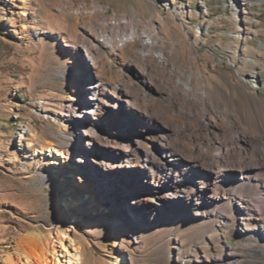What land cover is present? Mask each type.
Listing matches in <instances>:
<instances>
[{"label":"rangeland","instance_id":"rangeland-1","mask_svg":"<svg viewBox=\"0 0 264 264\" xmlns=\"http://www.w3.org/2000/svg\"><path fill=\"white\" fill-rule=\"evenodd\" d=\"M242 1L157 0L154 9L151 0H0V264L19 259L27 233H55L57 227L65 232L66 226L83 247V264H117V255L118 264H264V257L239 247L241 235L250 232L245 218L209 208L193 224L190 202L182 196L163 206L143 203L158 192L144 169L106 170L95 164L93 156L113 153L102 145L86 146L83 126L92 119L73 118L75 131L64 129L63 122L73 103L89 106L87 83H99L109 70L127 72L110 49L94 62L83 55L81 36L89 42V28L98 34L90 15L97 6L105 7L108 23L131 18L134 11L145 28L161 27L163 42L178 44L173 48L182 62L204 74L213 95L235 86L236 97L244 93L256 104L264 102V0H246L245 18ZM73 42L76 49L70 47ZM192 82L202 86L198 76ZM102 117L97 128L113 136L121 130L129 138L140 132L141 119L126 107ZM47 142L64 144L72 158L65 163L59 158L63 177L55 186L41 176L53 167L37 153ZM62 189L76 191V207L57 199ZM153 207L159 209L155 216ZM151 223L154 229L148 230Z\"/></svg>","mask_w":264,"mask_h":264},{"label":"bare ground","instance_id":"bare-ground-1","mask_svg":"<svg viewBox=\"0 0 264 264\" xmlns=\"http://www.w3.org/2000/svg\"><path fill=\"white\" fill-rule=\"evenodd\" d=\"M156 2L151 0L154 9ZM104 10L105 7L97 6L90 12L96 18L91 26L98 34L89 28L90 41L81 36L83 55L94 62L104 49H110L120 57L127 72L109 70L99 83H87L84 89L91 93L90 104L85 108L73 103L63 116L64 129L75 131L73 118L88 120L90 117L92 122L83 126L86 146L102 145L113 153L104 155L103 159L93 156V162L106 170L144 169L158 192L141 200L143 203L149 201L163 206L166 200L182 196L190 202L193 224L199 217H206L209 208L231 211L233 216L245 218L250 224V232L241 235L239 247L253 257H264V102L256 104L255 97L244 93L237 92L236 97L235 86L213 95L204 74H196L190 64L182 62L173 48L178 44L172 43L173 47H169L163 42L161 27L145 28L134 11L131 18L108 23ZM247 10L249 1L243 0L244 18ZM180 18L183 21L184 17ZM198 37L196 34L194 39ZM185 44L189 46L188 41ZM190 46L196 56V41ZM70 47L77 46L73 42ZM242 62L247 61L242 59ZM195 76L202 79V86L193 84ZM239 76L246 79L240 72ZM246 81L252 83L249 79ZM125 107L141 119L137 131L141 133L136 137H125L122 130L113 136L112 131L97 128L104 114ZM70 111L75 115L69 116ZM152 122L162 125L152 129L149 126ZM60 147L47 142L37 150L44 157L43 163L53 165L51 171L41 173L42 181L50 186L57 185L56 180L63 177V171L57 167L59 158L64 159L62 163L72 159L62 149L66 146ZM76 161L81 160L76 158ZM206 172L212 175L210 180L206 179ZM74 194L76 191L62 189L57 199L64 206L74 208L79 202ZM152 209L155 216L159 209ZM70 218L74 221L73 215ZM58 222L59 226L63 225L62 217ZM153 225L148 230L154 229ZM69 233L67 226L65 232L57 227L55 233H27L20 240L24 250L17 261L13 257V263L83 264V247Z\"/></svg>","mask_w":264,"mask_h":264}]
</instances>
